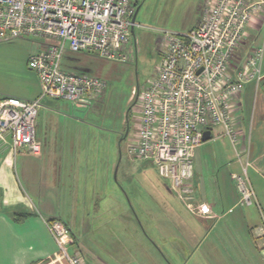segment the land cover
<instances>
[{
    "label": "built area",
    "instance_id": "1",
    "mask_svg": "<svg viewBox=\"0 0 264 264\" xmlns=\"http://www.w3.org/2000/svg\"><path fill=\"white\" fill-rule=\"evenodd\" d=\"M260 10L264 0H204L187 32L161 30L160 61L148 83L131 92L137 130L128 153L151 161L179 198L204 217L210 212L208 204L189 201L195 151L210 126H222L224 134L235 139L236 97L246 83L258 82L264 75L262 47L244 56L237 53ZM135 14L131 0H0V41L29 35L51 39L28 57V66L38 77L39 95L0 97V141L9 137L13 154H40L36 118L42 98L66 99L75 109L87 111L104 94L105 78L64 69L63 56L67 51H86L107 60H133ZM236 179L240 204H250L254 191L245 173ZM46 225L59 257L68 264H81L68 249L73 242L68 227L57 219Z\"/></svg>",
    "mask_w": 264,
    "mask_h": 264
},
{
    "label": "rangeland",
    "instance_id": "2",
    "mask_svg": "<svg viewBox=\"0 0 264 264\" xmlns=\"http://www.w3.org/2000/svg\"><path fill=\"white\" fill-rule=\"evenodd\" d=\"M131 1L134 6L137 4L132 30L133 60H107L86 51H67L63 56L64 69L83 70L107 80L105 93L93 100L92 109L77 110L66 99L49 97L41 99L38 109L37 124L49 129V136L58 141L65 155L74 146V152L81 158L89 157V167L80 160L78 179L88 172L102 205L121 202L127 208V230H115L114 234L109 232L112 225L97 233L88 228L80 239L89 252L114 264H235L230 251L235 242L228 236L229 225L215 224V219L201 218L202 215L188 209L169 179L159 176L150 161H142L127 151L135 142L137 130L131 92L134 87L142 88L148 83L160 61L161 30L187 32L198 18L203 1ZM50 41L29 35L0 42V95L35 97L31 96L35 72L28 66L26 52H36L41 43ZM17 92L24 95H16ZM28 156L30 160L38 158ZM158 186L160 190L156 189ZM200 197L193 194L189 201L194 205L207 203ZM141 210L143 214H151L141 219L145 231L139 233L141 224L136 213L139 215ZM87 258L91 260L88 255ZM53 264L67 262L61 259Z\"/></svg>",
    "mask_w": 264,
    "mask_h": 264
},
{
    "label": "crops",
    "instance_id": "3",
    "mask_svg": "<svg viewBox=\"0 0 264 264\" xmlns=\"http://www.w3.org/2000/svg\"><path fill=\"white\" fill-rule=\"evenodd\" d=\"M258 46L263 49L260 67L264 74V10L254 13L237 53L244 56ZM32 53L26 52V56ZM32 75L35 90L31 96L35 99L40 93V84L36 73ZM236 103L232 115L235 139L224 134L222 126H210L209 139L196 148L191 197L201 195L210 207L211 214L201 218L229 225L228 236L235 242L230 249L235 264H264V75L258 82L246 83ZM36 137L41 142V152L33 160L27 152L13 154L9 137L0 141V264H53L65 260L59 257L57 244L46 225L52 218L70 229L74 243L69 251L76 253L82 264H114L89 252L80 238L88 228L97 233L112 225L115 229L110 228L109 232L114 234L122 228L127 230V208L121 202V205L117 202L102 205L88 172H81L83 178L78 179L80 160L89 167V157L81 158L74 152V146L65 155L58 141L49 136V129L37 121ZM244 173L254 191L248 205L240 204L236 179ZM156 189L160 190L159 186ZM142 210L139 215L136 213L141 224L139 233L145 231L141 219L151 214H143ZM21 212L28 215L16 220L13 214Z\"/></svg>",
    "mask_w": 264,
    "mask_h": 264
},
{
    "label": "trees",
    "instance_id": "4",
    "mask_svg": "<svg viewBox=\"0 0 264 264\" xmlns=\"http://www.w3.org/2000/svg\"><path fill=\"white\" fill-rule=\"evenodd\" d=\"M137 5V4H136ZM135 5V7H136ZM106 91V90H105ZM2 97V96H0ZM151 162V161H150ZM152 163V162H151ZM153 164V163H152ZM155 166V165H154ZM158 172V171H157ZM159 174V173H158ZM160 176V175H159ZM162 177V176H161ZM164 178V177H163ZM26 215H28V212H21V213H14L13 214V217L16 219V220H20V219H23ZM55 219V218H54ZM53 218L52 219H48L47 221H52L54 220ZM67 226V225H66ZM68 227V226H67ZM69 229V228H68ZM70 231V229H69ZM71 233V232H70ZM71 237H72V240H73V235L71 233ZM74 241V240H73Z\"/></svg>",
    "mask_w": 264,
    "mask_h": 264
},
{
    "label": "water",
    "instance_id": "5",
    "mask_svg": "<svg viewBox=\"0 0 264 264\" xmlns=\"http://www.w3.org/2000/svg\"><path fill=\"white\" fill-rule=\"evenodd\" d=\"M209 137H210V131L209 130H205L203 132V141L209 139Z\"/></svg>",
    "mask_w": 264,
    "mask_h": 264
}]
</instances>
